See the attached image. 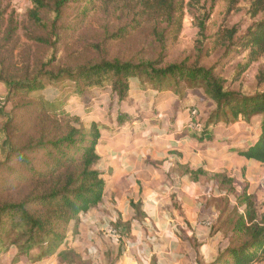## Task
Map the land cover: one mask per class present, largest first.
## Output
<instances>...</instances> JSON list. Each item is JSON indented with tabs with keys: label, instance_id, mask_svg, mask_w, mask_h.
Masks as SVG:
<instances>
[{
	"label": "trees",
	"instance_id": "obj_1",
	"mask_svg": "<svg viewBox=\"0 0 264 264\" xmlns=\"http://www.w3.org/2000/svg\"><path fill=\"white\" fill-rule=\"evenodd\" d=\"M29 22L40 31L33 41L43 46L46 57L34 69L14 76L5 74L1 53L13 40L15 33L4 28L0 11V85L12 101L17 94L24 96L41 92L47 82L67 80L72 92L63 109L55 114V105L39 96L35 100L18 104L27 109V128L24 133L12 112L0 126V178L5 195L0 196V256L13 248L17 254L13 261L30 256L38 249L35 261L57 256L60 264H79L82 261L75 250L68 247L69 239H76L82 217L95 208L102 199L104 181L96 169L99 157L96 146L100 139V125L84 121L92 105L91 99L108 93L112 100L122 102L128 95L129 83L137 79L142 86L156 89H201L214 109L204 120L199 140L213 138L217 125L229 127L239 123L248 128L238 156L264 164V89L248 92L233 89L231 84L258 59L264 57V0H248L246 17L253 22L239 36L232 28L220 38L224 46L223 58L232 52L243 54L246 61L237 65L233 81L215 72L214 67L187 66L185 63H164L160 53L155 59L124 61L119 58H102L94 63L70 66L61 61L63 27L60 22L63 10L69 3L88 5L110 0H29ZM130 21L110 35L120 40L131 31H141L151 25L149 37L162 50L176 37L181 28L184 5L181 0H124ZM233 1V0H230ZM236 1V0H235ZM48 17L44 20L43 15ZM199 29H204L199 24ZM171 41V42H170ZM259 78L263 80V75ZM179 83L184 85L180 86ZM70 99L79 103L69 104ZM101 100V98H97ZM55 111L51 115L48 111ZM125 115L117 112L116 121L122 124ZM19 142V144L17 143ZM38 156V158H37ZM7 175V176H6ZM230 184V183H229ZM228 192L234 188L227 186ZM238 207L244 205V215L236 208L222 210L230 220L228 246L211 264H255L264 262V203L263 213L256 215L252 199L245 193L237 197ZM116 228V227H115ZM63 248V250H62ZM29 258L28 260H30Z\"/></svg>",
	"mask_w": 264,
	"mask_h": 264
},
{
	"label": "crops",
	"instance_id": "obj_2",
	"mask_svg": "<svg viewBox=\"0 0 264 264\" xmlns=\"http://www.w3.org/2000/svg\"><path fill=\"white\" fill-rule=\"evenodd\" d=\"M200 90L156 89L132 79L122 102L112 100L108 93L91 99L84 119L100 125L96 169L104 189L101 202L79 222L76 239H69L68 247L82 260L211 264L229 244L231 221L221 208L225 202L229 211L236 208L238 215H244L245 206L238 207L237 197L245 193L256 215L263 213L264 164L236 153L248 128L239 123L220 124L209 129L212 139L199 140L204 120L214 109L210 100L208 110L197 107L195 93L187 99ZM117 112L126 117L122 124L116 121ZM197 153L207 162L209 156L217 161L233 157L249 187H239L242 179L217 167L205 174L195 161ZM229 183L233 192L227 190ZM108 227L117 234H106ZM16 254L13 248L0 256L1 264H60L55 255L43 261L21 258L14 262Z\"/></svg>",
	"mask_w": 264,
	"mask_h": 264
},
{
	"label": "rangeland",
	"instance_id": "obj_3",
	"mask_svg": "<svg viewBox=\"0 0 264 264\" xmlns=\"http://www.w3.org/2000/svg\"><path fill=\"white\" fill-rule=\"evenodd\" d=\"M184 8L182 11V22L179 33L171 38V43L167 44L166 49L162 50L158 44L149 37L151 25L145 26L141 31H131L120 40H112L110 35L115 33L118 28L126 26L130 18L125 11L129 8L124 0H110L109 3L96 2V5H88L87 11L82 5L69 3L63 10V17L60 22L63 30V41L60 46L61 61L70 66H79L94 63L104 58H119L124 61H136L138 59H155L160 53L164 56V63H185L187 66L198 65L200 67H214L218 75H222L233 81L232 74L236 71L237 65L246 61L243 54L232 52L229 57L223 58L224 46L220 44L221 36L232 28H237L239 36L253 22L245 15L248 0H181ZM31 9L29 0H0V11L4 18V28H9V22L12 21L11 28L15 33L12 41L1 53L4 61L5 74L14 76L16 73L25 72V68L34 69L47 55L43 46L37 45L33 39L39 36L40 31L34 28L29 22L28 11ZM43 19L48 17L43 15ZM203 24L204 29L200 31L199 24ZM22 70V71H21ZM264 57L252 63L244 71L239 80L233 81L231 86L236 90L245 89L253 92L255 89H264ZM72 84L64 80L62 82L45 81L41 92H35L28 96L23 93L17 94L12 101L7 100V94L0 85V126H2L9 113L16 114L17 123L22 128L21 141H24V133L27 128V118L30 112L27 109H18L16 105L23 104L29 100H35L39 96L46 101L54 104L55 111H48L51 115L58 114L63 106L61 102L66 103L72 92ZM180 86L184 85L179 83ZM188 87V86H187ZM193 93L197 100V107L208 110L209 100L203 93L191 92L187 99H191ZM77 100H75L76 102ZM74 103L70 99L69 104ZM197 110V109H196ZM85 121V119H84ZM0 140V145L3 143ZM19 144V142H17ZM196 160L201 163L205 174L210 173L216 167L228 172L230 176L236 174L238 179L243 182L239 187H249L244 179L245 173L240 168L239 163L235 164L234 158L229 157L217 161L211 157L210 162L200 160L198 153ZM191 155V157H195ZM203 156V155H202ZM206 157V155H204ZM38 158V156H37ZM215 175V174H214ZM218 175V174H216ZM215 175V176H216ZM223 175V173L221 174ZM7 176V175H6ZM217 177V176H216ZM5 178V175H0ZM0 181V196L6 194L4 185ZM223 207V205H222ZM18 248V246H16ZM31 259H34L38 249H34ZM2 259H0V264ZM79 264H93L91 260H82Z\"/></svg>",
	"mask_w": 264,
	"mask_h": 264
},
{
	"label": "built area",
	"instance_id": "obj_4",
	"mask_svg": "<svg viewBox=\"0 0 264 264\" xmlns=\"http://www.w3.org/2000/svg\"><path fill=\"white\" fill-rule=\"evenodd\" d=\"M105 233L106 234H110V235H116L117 231L114 228H112V227H108V228H106Z\"/></svg>",
	"mask_w": 264,
	"mask_h": 264
}]
</instances>
